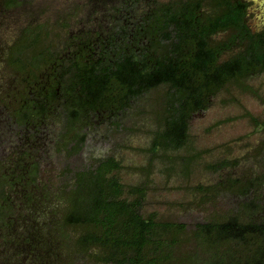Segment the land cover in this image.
I'll use <instances>...</instances> for the list:
<instances>
[{
    "label": "trees",
    "instance_id": "16d2710c",
    "mask_svg": "<svg viewBox=\"0 0 264 264\" xmlns=\"http://www.w3.org/2000/svg\"><path fill=\"white\" fill-rule=\"evenodd\" d=\"M82 1L49 18L50 4L0 0V68L14 82L0 88V135L10 129L23 143L0 158V264L14 254L38 264H264V173L196 187L197 205L228 194L239 202L195 224L182 261L169 234L184 225L146 216L142 189L125 197L116 157L65 169L56 191L38 182L35 146L53 126L50 146L68 160L89 129L119 125L140 101L155 117L152 150L190 165L196 156L180 152L190 146L192 118L231 84L248 87L264 73V25L251 27L246 0ZM234 160L205 168L231 170Z\"/></svg>",
    "mask_w": 264,
    "mask_h": 264
},
{
    "label": "rangeland",
    "instance_id": "374dc122",
    "mask_svg": "<svg viewBox=\"0 0 264 264\" xmlns=\"http://www.w3.org/2000/svg\"><path fill=\"white\" fill-rule=\"evenodd\" d=\"M35 1L42 3L44 7L46 3L50 4L52 12L45 10V16L49 18L58 13L68 15L71 6H81L84 3L82 0ZM246 1L249 3V24L254 30L260 29L264 25V0ZM82 17L83 13H80L79 19ZM75 20L78 19L74 18L71 22L69 20L71 24L68 32L76 30ZM10 23L14 26L13 22L9 21ZM14 30L7 29L5 37L12 36ZM2 68L0 88L13 86L14 82L11 84L7 77H2ZM247 84L248 87L231 84L214 99L207 111L192 118L190 146L188 150L180 152L184 157L196 156L190 165L185 164L180 157L169 161L165 159L167 154L152 150L153 132L156 130L155 117L150 111L151 106H144L145 102L140 101L120 117L119 125L110 124L108 121L97 128L89 129L83 149L68 160L63 153L57 155L50 146L59 131L58 126L50 127L49 133L41 136L35 146V160L40 164L38 182L47 183L51 190L56 191L60 182L65 181L66 177L61 176L65 169L86 166L107 156L116 157L121 164L118 175L124 184V196L133 198L137 195V190L142 189L145 198L143 212L146 216L154 215L157 221L172 223L178 227L180 224L184 225V231L172 227L169 234L170 238L179 241L174 255L182 261L189 256L192 249V231L195 224L234 209L239 202V197L228 194L197 205L202 196L196 187L200 184L205 187L215 185L220 175L231 173L244 181L264 173V151L256 152L264 143V73L249 80ZM4 89L0 92H5ZM152 97L162 96L157 93ZM253 119L261 124L255 125ZM54 129L56 133L53 132ZM1 135L0 158H8L23 146L16 139L14 131L2 129ZM172 155L169 153V156ZM226 158L231 161L238 160L231 170L228 168L215 173L205 168L207 164ZM259 193L264 198V185ZM28 230L33 231V228L29 226ZM22 233L25 235V228L21 229L20 234ZM14 255L10 260L5 259L6 264H38L36 260L30 262Z\"/></svg>",
    "mask_w": 264,
    "mask_h": 264
}]
</instances>
